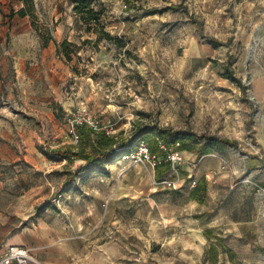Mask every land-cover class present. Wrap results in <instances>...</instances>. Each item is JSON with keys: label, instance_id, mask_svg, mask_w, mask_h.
<instances>
[{"label": "rangeland", "instance_id": "374dc122", "mask_svg": "<svg viewBox=\"0 0 264 264\" xmlns=\"http://www.w3.org/2000/svg\"><path fill=\"white\" fill-rule=\"evenodd\" d=\"M129 1L131 10L122 9L119 0H95L103 10V29L123 45L114 39L95 41L97 33L85 31L70 0H33V13L23 17L15 14L21 2L0 1V143L19 140L15 157L0 148L1 194L19 193L11 178L22 174L40 181L44 205L59 211L66 205L72 218L65 221L77 246L73 264L264 261L259 192L246 181L247 172L231 168V160L241 161L245 153L264 154V0ZM174 4L181 7L171 9ZM211 39L222 44L213 46ZM64 40L70 60L57 52ZM79 108L131 144L161 128L235 141L236 146L219 147L231 161L230 175L223 179L218 170H208L209 194L204 199L199 194L202 202H196L189 195V178L173 176L174 186H167L147 165L122 161L121 144L92 163L68 162L67 150H96L90 143L95 134L84 133L79 144L73 142L69 121ZM27 146L31 160L25 156ZM225 198H231L225 209L232 210L233 219L251 211L256 216L255 231L246 238L253 246H233L234 259L221 257L219 249L209 251L202 233L216 228L214 217Z\"/></svg>", "mask_w": 264, "mask_h": 264}, {"label": "crops", "instance_id": "0c3cea01", "mask_svg": "<svg viewBox=\"0 0 264 264\" xmlns=\"http://www.w3.org/2000/svg\"><path fill=\"white\" fill-rule=\"evenodd\" d=\"M262 92H264V86H262ZM261 97L264 98V93ZM18 141L19 140H15L12 145H9L8 141L2 139L0 148L10 149L15 157L17 156L15 147ZM24 141L28 144L29 138L25 137ZM261 141L264 150V134L261 136ZM188 146L187 149L182 150L184 162L180 166L182 175H179L178 180L184 181L189 178L188 182H193L190 191L199 180L191 178L194 170L197 171V173L200 174V178H202L204 176L210 177L207 171L216 169L219 171V174L221 173L220 176L225 179L230 175V171H227V168L231 161V168L234 173H237V169H239L241 170L240 173L245 171L249 174V179H246V181L251 183L250 186L252 188H254L253 184L257 181L256 179H258L261 182V185L264 186V154L257 157L255 154L250 156V152H248L244 154L245 159H242L241 161L239 159L230 161L225 149L218 148L219 151L214 152L213 156H209L211 155L210 153L200 154L199 146L195 147L194 144H188ZM25 151V156L31 160V155H33L32 150L27 146ZM198 155H200V157H198ZM217 155H220L227 160L228 166L226 169H221V161ZM199 158L200 162L195 164L194 161L196 159L199 160ZM242 162H244L243 169L241 168ZM64 165H66L64 170L70 175L71 172L69 168H67V166L71 168L70 164L66 163ZM38 167L39 165H36V167L34 165L33 169L37 170L39 169ZM252 169L257 170L258 172H252ZM169 171L170 169L161 177L168 175ZM12 176V184L13 186H19V193L1 194L3 182L0 180V264H16L14 261L7 263L2 261L7 248L11 245L26 247L31 252L35 260H30L28 264H73V255H75V252L77 251V246L73 244V239H75V237L72 233V229L65 221L68 217L70 218L72 216L66 208V205H63L65 210L61 211H59L55 205H44L46 196L39 190L41 187L40 181L34 182L33 180H28V178L24 177L22 174L17 175L13 173ZM232 186L233 185H231V187ZM208 187L209 183L206 180V194H209ZM259 195L262 215V210L264 208V195L260 192ZM198 197L200 196L198 195ZM201 198L203 197L201 196ZM201 198L193 200L196 202H202L200 201ZM231 202V198H225L224 201L221 202V211L214 217L216 221L214 225L216 228L213 229L209 227L202 230L209 247L211 244L216 246L215 251L218 252L219 249L218 254L221 255V257H226V259L228 255L232 259L236 257L237 252L233 246H253L246 240V238L249 233H254L255 231L254 220L256 219V216L254 211H251L247 217L244 216V219L235 220L233 219L234 214L232 210H226ZM254 205L259 206L257 203H254ZM65 212L67 213L65 214ZM197 217H202V214H199ZM208 229L213 231L211 237L204 233V231ZM217 236L223 238L222 243L229 249L228 252H224L221 245L216 243L215 237ZM102 249H104V246ZM259 251L263 252L264 256V248H260ZM215 261L217 263L219 262L216 259ZM249 263L264 264V261H257L256 258H252Z\"/></svg>", "mask_w": 264, "mask_h": 264}, {"label": "trees", "instance_id": "16d2710c", "mask_svg": "<svg viewBox=\"0 0 264 264\" xmlns=\"http://www.w3.org/2000/svg\"><path fill=\"white\" fill-rule=\"evenodd\" d=\"M23 4V6L17 10H15V14L23 17L27 14H32L33 13V0H17ZM129 1V0H128ZM71 4V9L73 14L81 21V23L84 25V29L87 32H95L97 33V38L95 41H98L101 38H106V39H114L117 44L123 45L122 41L117 38L111 36L108 32H106L104 28V24L102 23V15H103V10L98 9L96 7L95 0H70ZM181 6L180 4H174L171 5V9H179ZM14 14V12L12 11ZM51 39V38H50ZM48 41V38H44V44H46ZM84 41H90V40H84ZM69 42L66 40L62 41L61 43L57 44V52L62 54L67 60L71 59L70 56V50L68 49L67 45ZM210 43L213 46H219L222 43L218 40L211 39ZM229 78L232 79V76H228ZM234 79V78H233ZM238 81V80H237ZM240 85L241 81H238ZM145 129H141V133H145ZM78 135H79V141L77 144L80 143L81 139L83 138L82 134L86 133V135L91 136L92 134H95L96 138L92 139L90 138V143L91 145L96 148L94 152H84L86 149L79 147V149L74 152L73 150L69 151L67 150L65 152V155L67 157V161L72 163L73 158H82L85 159L88 163H92L96 160L97 157H105L110 149L112 148L113 145L116 144H121L122 147L120 149H125L129 145H131L130 139H116L113 135H106L104 132L99 131V132H94L92 131L89 127L86 125H79L77 127ZM164 142L166 143H171L177 140H181V146L180 150L187 149L188 146V141L191 139H195V147L197 146V143L201 140L204 139V142L200 144V154H209L213 151L214 148H219L222 145H231V146H236L237 143L235 141L226 139V138H218L213 135H201V136H196L193 133H186L182 131H170L166 128H161L157 133H156ZM145 141L150 145L151 149L154 152H158L157 144L154 140L153 134L151 136H146ZM121 151V150H120ZM54 154H60L59 153V148L53 150ZM120 154V153H119ZM75 167H78V164L74 162L73 164ZM169 164L164 163L161 164L158 169L156 170L158 172V177H161L163 174L168 172L169 170ZM160 173V174H159ZM202 194L201 196L203 198L206 197V179L204 177L200 178L196 184L193 186V188L190 191V197L192 199H198V195ZM205 235L211 237V234L213 231L211 229L205 230L204 231ZM216 243L218 245H221L222 249L224 252H228L229 249L223 245V238L217 236L215 237ZM216 246L213 244L210 245L209 251H215Z\"/></svg>", "mask_w": 264, "mask_h": 264}, {"label": "built area", "instance_id": "2783aa9c", "mask_svg": "<svg viewBox=\"0 0 264 264\" xmlns=\"http://www.w3.org/2000/svg\"><path fill=\"white\" fill-rule=\"evenodd\" d=\"M119 2L122 9L131 10L130 1L119 0ZM69 123L70 132L75 144L79 141L77 131L79 125H86L94 132L102 131L106 135H112L109 124H100L97 120L92 119L86 108H79L75 116L70 119ZM153 137L157 144L158 152H154L145 140H140L136 144H131L125 149L121 148L119 156L122 161L145 164L153 172H155L161 164H169L170 171L168 175L160 177L159 179L167 186H174L175 181L171 178L175 176L178 179L180 166L184 162L182 150H180L181 142L177 140L166 143L156 133L153 134ZM217 156L221 161V169H226L228 166L227 160L220 155ZM253 186L258 192L264 195V186H260L256 183H254ZM57 200V198H54L53 201ZM30 260H35L31 252L26 247L18 245L9 246L2 258V261L5 263L14 261L16 264H28Z\"/></svg>", "mask_w": 264, "mask_h": 264}]
</instances>
